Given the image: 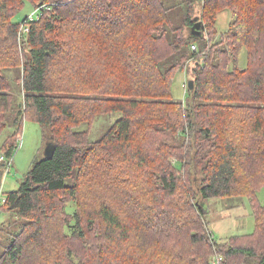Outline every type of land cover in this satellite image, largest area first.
Here are the masks:
<instances>
[{
    "label": "trees",
    "instance_id": "1",
    "mask_svg": "<svg viewBox=\"0 0 264 264\" xmlns=\"http://www.w3.org/2000/svg\"><path fill=\"white\" fill-rule=\"evenodd\" d=\"M27 2L43 9L21 37ZM182 3L176 27L165 0H0V136L13 129L2 157L25 120L56 144L6 193L4 225L18 228L0 264H264V0ZM183 70L194 87L179 101ZM229 197L250 200L256 228L219 243L202 201Z\"/></svg>",
    "mask_w": 264,
    "mask_h": 264
},
{
    "label": "rangeland",
    "instance_id": "2",
    "mask_svg": "<svg viewBox=\"0 0 264 264\" xmlns=\"http://www.w3.org/2000/svg\"><path fill=\"white\" fill-rule=\"evenodd\" d=\"M166 6L169 8L171 22L173 26H181L183 17L185 15V8L182 0H165ZM200 7L198 5L197 15L194 17V22L199 18ZM36 11H38L36 13ZM40 11L32 2H27L22 10L15 16L14 21L22 23L26 17L35 14L37 18ZM232 20V13L229 10L222 11L217 20L218 34L221 36L229 27ZM206 34V29L204 31ZM247 51L243 49L240 54V66L245 68L247 65ZM191 76L186 70L177 71L174 75V82L172 86L173 98L179 101H185L187 96V89L184 87L185 82H190ZM121 112H114L110 114H100L95 119L91 126L89 140H99L112 126V124L121 117ZM81 129H86L82 126ZM12 128L7 127L4 133L0 136V148L5 140L12 133ZM49 136L42 126L31 120L24 121V127L21 135L18 138L19 148L17 149L13 158L2 160V153L0 151V201L4 199L7 192L17 190L25 175L31 170L36 160H41L45 157V149L49 143ZM11 161L9 167L8 162ZM258 199L264 205V189L258 192ZM1 205H3L1 203ZM202 206L205 209V219L208 222V232L217 241L223 242L232 236L249 235L254 233L256 224L253 214V206L250 200L244 197H229V198H210L202 201ZM13 214L0 211V256L8 245V231H15L18 227H6L4 225L7 219H12ZM9 229V230H7ZM222 258L221 254L212 257L211 260Z\"/></svg>",
    "mask_w": 264,
    "mask_h": 264
},
{
    "label": "water",
    "instance_id": "3",
    "mask_svg": "<svg viewBox=\"0 0 264 264\" xmlns=\"http://www.w3.org/2000/svg\"><path fill=\"white\" fill-rule=\"evenodd\" d=\"M205 29L206 27L204 23L201 20H199V18H197L196 22L192 26L193 35L203 36ZM189 85H190V88H193L194 82L190 81ZM55 151H56V144H54L53 142H49L45 149V157L48 159H52L55 155Z\"/></svg>",
    "mask_w": 264,
    "mask_h": 264
},
{
    "label": "built area",
    "instance_id": "4",
    "mask_svg": "<svg viewBox=\"0 0 264 264\" xmlns=\"http://www.w3.org/2000/svg\"><path fill=\"white\" fill-rule=\"evenodd\" d=\"M42 7H40V8H38V10L40 11L39 13H38V16H37V18L39 17V14L41 13V11H42ZM38 11H36V13H37ZM37 18H35V14H33L32 16H30V17H27V19H26V21L22 24V26H21V30H20V36L21 37H23L25 34H27L28 32H29V30H30V23L32 22V21H34L35 19H37ZM192 48L194 49V50H196V46L195 45H193L192 46ZM189 82L187 81V82H185L184 83V87H186V89H187V84H188ZM3 159H4V157H2ZM5 160V159H4ZM8 165H9V167L11 166V161H9L8 162ZM5 202V198L4 199H2L1 198V201H0V206H1V203L3 204ZM215 258H216V256H215ZM222 261V258H218V259H214V260H212V263L211 264H220V262Z\"/></svg>",
    "mask_w": 264,
    "mask_h": 264
}]
</instances>
